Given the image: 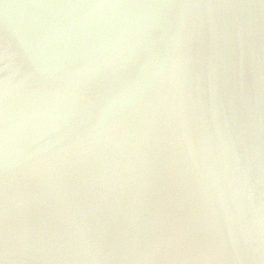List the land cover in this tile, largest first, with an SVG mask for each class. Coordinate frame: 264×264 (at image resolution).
Returning a JSON list of instances; mask_svg holds the SVG:
<instances>
[{
    "label": "clouds",
    "instance_id": "1",
    "mask_svg": "<svg viewBox=\"0 0 264 264\" xmlns=\"http://www.w3.org/2000/svg\"><path fill=\"white\" fill-rule=\"evenodd\" d=\"M3 7L0 264H264V0Z\"/></svg>",
    "mask_w": 264,
    "mask_h": 264
},
{
    "label": "water",
    "instance_id": "2",
    "mask_svg": "<svg viewBox=\"0 0 264 264\" xmlns=\"http://www.w3.org/2000/svg\"><path fill=\"white\" fill-rule=\"evenodd\" d=\"M38 2H40V0H0V37H2L3 22L5 18V9L3 7L5 3L11 5V7L7 9V17L9 23L17 30L22 31L30 18L38 10L21 6Z\"/></svg>",
    "mask_w": 264,
    "mask_h": 264
}]
</instances>
